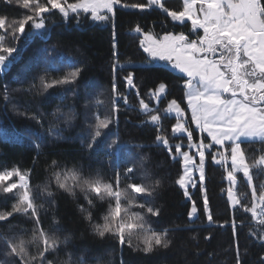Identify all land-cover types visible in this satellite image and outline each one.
<instances>
[{
	"label": "trees",
	"instance_id": "16d2710c",
	"mask_svg": "<svg viewBox=\"0 0 264 264\" xmlns=\"http://www.w3.org/2000/svg\"><path fill=\"white\" fill-rule=\"evenodd\" d=\"M146 2L122 0L127 4ZM182 2L164 0L170 10H182ZM26 13L27 10L16 3L0 0V17L12 21ZM45 15L46 29L41 30V34L26 27L25 33L14 40L10 34L0 32L6 35V44L17 49L6 70L0 71V171L18 167L21 171L30 172L29 182L35 200L43 205L40 225L61 240L68 238L67 244L62 243L55 252L47 255L51 264H237V246L240 264H262L264 240L259 238L261 226L250 213L239 206H232L226 193L223 167L208 156L204 183L208 209L213 217V222L209 223L200 189L189 201L176 183L183 175L181 158L172 159V155H176L175 149L170 154L156 141L157 135H164L172 145L188 142L186 136L172 133L175 115L166 112L169 102L175 99L190 116L184 86L187 78L181 79V74L165 64L144 68L149 58L140 46L142 34L152 31L188 34L190 23H174L155 7L144 11L117 7L115 16L104 22L106 24L93 21L86 13L76 18L70 15L67 21L62 19L58 10ZM137 26L142 29L140 33L135 31ZM114 34L117 58L120 64L126 65L125 69L118 68L115 72L116 88L121 94L116 101L118 123L104 130L107 136L100 138L99 147L90 150L88 143L92 132L90 126L95 123L94 115L101 118L111 115L113 107ZM76 69H80V74L73 83L56 85L46 91L43 89L41 77L51 82ZM129 73L133 75L136 88H129L123 79ZM160 83L166 85L167 92L157 101L152 93ZM5 86L11 94L10 101L3 99ZM123 97H127V104ZM97 98L103 103L97 105ZM141 100L153 110L151 113L141 109ZM150 114L160 115L158 125L151 123ZM50 127L53 128L51 133ZM190 127L195 129L194 124ZM117 137L120 147L106 156L107 140ZM193 138H199L198 130L193 131ZM205 141L209 143V139ZM263 145L264 142L241 144L250 164L264 154ZM217 148L214 146L213 154ZM127 167H134L131 181L124 177ZM70 169L82 172L85 177L99 174L106 182H113L118 170L121 188L129 182L154 185L159 180V186L151 197L136 196V201L159 209L160 214H147L146 209L135 206L130 211L144 215L145 223L157 232L167 229V238L171 241L169 247H155L151 252H144L142 232L132 236L133 246H121L112 236L99 237L93 230V224L103 223L102 217L107 213L110 201L90 196L95 207H89L85 193L79 189L74 196L59 189L54 173H61L63 179ZM251 175L252 187L259 194L261 185H264V167H252ZM238 178L237 197L241 204L250 207L252 187L242 175ZM68 182L72 183L70 179ZM45 186L53 193L51 198L42 195ZM16 192L0 193V211L11 210L16 202ZM193 202L199 214L190 220L188 214ZM81 207L86 211L82 212ZM87 211L92 213L91 222L85 219ZM54 219L59 223H54ZM233 221L237 225L235 229ZM34 227L33 220L15 214L7 221H0V237H23L27 240ZM137 244L140 246L136 247ZM5 251L3 239H0V261L16 264L15 258L4 255ZM30 251L35 253L34 245Z\"/></svg>",
	"mask_w": 264,
	"mask_h": 264
},
{
	"label": "snow or ice",
	"instance_id": "6c2138e0",
	"mask_svg": "<svg viewBox=\"0 0 264 264\" xmlns=\"http://www.w3.org/2000/svg\"><path fill=\"white\" fill-rule=\"evenodd\" d=\"M6 2L16 3L27 10L20 19L9 21L7 17H0V32L10 34L14 40H18L19 35L25 33L26 27L34 30L46 29L45 14L53 10H58L65 21L70 18V15L76 18L81 13H91L93 21L103 22L108 21L110 16L102 13L107 12L114 17L116 5L140 11L155 7L174 22L184 24L190 21L188 34L166 32L158 38L156 34L149 32L145 34L144 40L140 41V46L149 58L144 63V68L152 69L155 62L162 61L171 70L183 74L181 79L187 78L184 86L187 89V108L190 109V116L175 99L168 104L166 112L175 115L176 123L172 133L176 136L186 135L187 147L197 150L199 164L195 163L196 156L188 151H182V144L172 145L164 135L156 137L157 143L165 146L170 154L173 148L175 149L176 155H172V159L179 157L183 160V175L176 183L184 189V195L189 196V185L195 186L193 169L199 172L198 179L203 183L205 161L208 156L218 165H225L230 158L231 170H227V180L233 187L237 182L236 173H242L246 181L251 184V168L264 167V154L250 164L241 147V138L247 141L264 142V0H183L182 10H170L165 6L164 0H147L146 3L131 4L122 3V0H72V2L70 0H6ZM76 22L79 24L78 19ZM199 30H202V34ZM135 31L140 33L142 29L137 26ZM5 34H0V71L6 70L7 63L11 62L10 58L17 51L16 47L6 44ZM113 39V107L111 115L103 118L98 114L94 115L95 123L90 126L92 132L88 143L90 150L99 147L100 138L107 136L104 130L118 123L116 113L119 108L116 106V101L121 98V94L116 88L115 72L118 68L125 69L126 65L120 64L117 58L115 34ZM79 74L80 69H76L62 79L51 82L46 81L44 77L40 79L46 91L56 85L73 83ZM123 79L129 88H136L131 73ZM165 91L166 85L160 83L152 96L159 101L161 94ZM2 96L5 101L11 100V94L6 86ZM123 102L128 103L127 97H123ZM95 103L100 105L103 102L97 98ZM140 106L145 113L153 111L143 100L140 101ZM53 115L55 116L56 113ZM149 118L154 125H158L161 120L158 114H150ZM68 119L71 120L72 117ZM191 124L195 125V129L190 127ZM197 130L201 136L199 142L194 143L193 131ZM49 132H53L52 127L49 128ZM204 133L207 134L206 137ZM208 138L210 142L205 143ZM226 142H230L227 148H225ZM214 145L224 148V152L213 154L209 150ZM119 147L118 137L108 139L105 155L110 156L112 151ZM229 151L230 157L226 154ZM217 156L220 158L217 159ZM55 164L56 162L53 161L54 166ZM29 175L30 172L21 171L18 167L0 171V184L14 176L18 177V182L4 186L3 192L13 193L14 190H19L14 193L16 202L11 210L0 211V221H7L15 214H20L33 220L35 225L30 239L7 236L0 239H3L6 248L4 255L15 258L16 264H51L47 255L55 252L62 243L67 244L68 238L61 240L54 233L45 231L40 225V209L43 205L37 204L35 200ZM133 176L134 167H127L124 171L125 179L131 181ZM54 178L59 189L73 196L77 189L85 193L89 207H95L90 196L101 201L105 199L110 201L109 209L102 217L103 223L93 224V230L99 237L112 236L121 246L125 244L133 246L132 236L142 232L141 243L144 252H151L155 247H169L171 241L167 238V229L157 232L145 223L144 215L130 211L135 206L146 209L147 214L154 216L160 214L159 209L142 203L138 204L136 201V196L151 197L159 186V180L155 181L154 185L129 182L121 188V173L118 170L115 172L114 181L106 182L99 174L95 177H85L76 169L67 170L63 179L61 173L56 172ZM69 179L71 184L68 182ZM233 187L228 189V198L232 206L234 208L239 206L243 211L251 214L252 219L261 226L259 238L264 240V185H261L259 194L256 188L252 187L250 207L241 204ZM42 195L51 198L53 193L45 186ZM203 207L208 222L212 223L213 217L208 209L206 192L203 196ZM80 210L86 211L83 207ZM197 212L198 209L193 202L188 215L190 218L196 217ZM85 219L92 221L91 211H87ZM54 223L58 224L59 221L54 219ZM232 226L234 229L237 226L235 221L232 222ZM252 234L255 235L256 232L253 231ZM33 245L36 248L34 254L30 251ZM139 246V244L136 245V247ZM0 264L5 262L0 261ZM237 264H240L238 246Z\"/></svg>",
	"mask_w": 264,
	"mask_h": 264
},
{
	"label": "rangeland",
	"instance_id": "374dc122",
	"mask_svg": "<svg viewBox=\"0 0 264 264\" xmlns=\"http://www.w3.org/2000/svg\"><path fill=\"white\" fill-rule=\"evenodd\" d=\"M119 8V7H122V6H120V5H116L115 6V9L116 8ZM124 8V7H123ZM130 10H139V9H131V8H129ZM86 14H90V16H91V13H86ZM102 14H105V15H109L110 16V19L108 20V21H97V22H99V23H102V24H106V23H104V22H109L110 20H112V16H111V14H109V13H107V12H104V13H102ZM174 22V21H173ZM186 22H188V23H190V21H186ZM185 22V23H186ZM174 23H177V24H180L179 22H174ZM184 23V24H185ZM182 25V24H181ZM200 31V34H202V30H199ZM41 34V30H38V32H37V34ZM151 33H154V34H156L157 35V37L159 38V37H162L165 33H161V32H151ZM173 33V32H172ZM176 34H178V33H176ZM144 38H145V34H142V40H144ZM147 54V53H146ZM14 55V54H13ZM148 55V54H147ZM10 61H11V58H10ZM8 64V63H7ZM165 63L164 62H162V61H158V62H155L154 63V65L155 66H159V65H164ZM177 73H179L178 71H176ZM179 74H181V73H179ZM182 76H183V74H181ZM186 78V77H185ZM157 91V90H156ZM155 91V92H156ZM166 92H167V87H166V91H165V93H163V94H161V98L166 94ZM186 93H187V89H186ZM186 93H185V96H186ZM161 98H160V100H161ZM159 100V101H160ZM170 103V102H169ZM186 103H187V96H186ZM189 111H190V109H189ZM169 114V113H168ZM195 126V125H194ZM205 137L207 136V134L206 133H204L203 134ZM184 136H186V135H184ZM200 136H201V134L199 133V138L198 139H194L193 138V142L194 143H198L199 142V139H200ZM209 139V142H210V138H208ZM256 142H259V143H261L262 141H258V140H252V141H247V140H245V138H241V144L242 143H256ZM178 143H180V144H182V151H188L191 155H194V156H196V152H197V150L195 149V148H193V149H189L188 147H187V143L188 142H184V141H180V142H178ZM205 143H207L206 141H205ZM230 142H226V144H225V148H227L228 147V144H229ZM175 144H177V143H175ZM214 146H217L218 148H217V150L216 151H214V154L215 153H217V152H221V153H223L224 152V148H221L220 146H218V145H214ZM214 146H213V148L211 149V150H209V151H211V152H213V149H214ZM258 148H260L259 146H258ZM262 148H264V145L262 146ZM229 157H230V151L228 152V153H226ZM206 156H207V152H206ZM179 158V157H178ZM220 157L219 156H217V159H219ZM207 159H209L208 157H207ZM207 159H206V161H205V171H206V169H207ZM181 160H182V158H181ZM182 163H183V160H182ZM195 163L198 165L199 164V159H198V156H196V160H195ZM220 166H222L223 167V169L225 170V174H226V182H227V191H226V193H227V195H228V189L230 188V187H233L232 185H230V183H229V181L227 180V170H231V160H230V158L228 159V161H227V163L225 164V165H220ZM183 169H184V165H183ZM240 175H242L243 176V174L242 173H236V176H237V182H236V184H235V186L233 187V190L236 192V186L240 183V181H239V176ZM198 177H199V172L198 171H196L195 170V168L193 169V179H194V182H195V186L193 187L192 185H189V187H188V193H189V196H187V199L189 200V201H191V197H192V195H193V193L194 192H196L198 189H200V192H201V194H202V197L204 196V194H205V180L203 181V183H201L200 181H199V179H198ZM15 178H16V180H15ZM12 177L11 179H9V180H6V181H4V182H2V184H0V193L1 192H3V190H2V188L4 187V186H7L8 184H11V183H14V182H18V177ZM245 181H246V179H245ZM248 183V182H247ZM252 184H253V182L251 181V187H252ZM184 190V189H183ZM15 192L17 191H19L18 189H16V190H14ZM232 204V203H231ZM196 207H197V205H196ZM192 208V207H191ZM197 209H198V207H197ZM198 214H199V210H198V212H197V214H196V217L198 216ZM196 217H192V218H190V220H194ZM256 222V221H255Z\"/></svg>",
	"mask_w": 264,
	"mask_h": 264
}]
</instances>
